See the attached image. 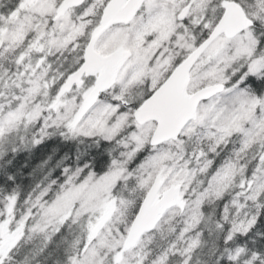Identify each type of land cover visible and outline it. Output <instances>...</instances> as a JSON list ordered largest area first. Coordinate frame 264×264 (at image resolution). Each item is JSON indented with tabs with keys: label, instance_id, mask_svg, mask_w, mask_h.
I'll list each match as a JSON object with an SVG mask.
<instances>
[{
	"label": "snow or ice",
	"instance_id": "6c2138e0",
	"mask_svg": "<svg viewBox=\"0 0 264 264\" xmlns=\"http://www.w3.org/2000/svg\"><path fill=\"white\" fill-rule=\"evenodd\" d=\"M0 264H264V0H0Z\"/></svg>",
	"mask_w": 264,
	"mask_h": 264
}]
</instances>
